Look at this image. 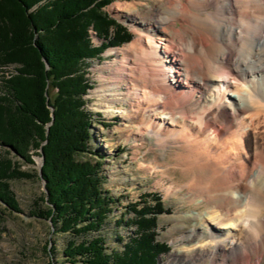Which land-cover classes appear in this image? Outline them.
<instances>
[{"label":"bare ground","instance_id":"bare-ground-1","mask_svg":"<svg viewBox=\"0 0 264 264\" xmlns=\"http://www.w3.org/2000/svg\"><path fill=\"white\" fill-rule=\"evenodd\" d=\"M154 1L144 4L152 12L147 20L138 17L135 2L112 7L117 16L125 11L136 37L105 69L113 82L96 91L97 108L122 119L124 128L139 127L136 138H153L170 152L163 170L188 177L171 193L186 197L195 209L184 215L196 223L179 237L189 252L171 258L261 264L264 88L246 87L244 38L236 30L242 20L254 24V17L264 16V0ZM199 204L202 211H196Z\"/></svg>","mask_w":264,"mask_h":264},{"label":"trees","instance_id":"trees-1","mask_svg":"<svg viewBox=\"0 0 264 264\" xmlns=\"http://www.w3.org/2000/svg\"><path fill=\"white\" fill-rule=\"evenodd\" d=\"M111 1L0 0V205L20 211L9 181L29 177L12 158L30 164L40 150L43 209L28 214L50 222L56 233L81 237L65 243L67 263L156 264L167 252L153 231L164 211L156 194H144L138 210L128 206L135 229L120 253L107 252L100 232L116 200L102 191L100 158L89 149L93 119L83 97L92 85L84 65L131 38L102 11ZM9 66L11 73L1 71ZM119 223L128 224L123 216Z\"/></svg>","mask_w":264,"mask_h":264},{"label":"rangeland","instance_id":"rangeland-1","mask_svg":"<svg viewBox=\"0 0 264 264\" xmlns=\"http://www.w3.org/2000/svg\"><path fill=\"white\" fill-rule=\"evenodd\" d=\"M131 2H135L138 17L141 16L144 20L152 14L151 11L146 10L144 4L149 6L157 4L154 0H112L102 11L121 24L131 38L115 49H105L98 60L89 59L84 65L87 70L85 76L89 84H92V88L83 97L84 108L93 119L89 127L91 135L89 149L97 153L100 158L102 191L107 192L114 201L116 200L111 205V212L100 232L104 235L107 252L114 250L120 253L122 244L127 242V237L132 236L135 229L132 223L133 213L128 206L133 205L138 210L141 206L139 201L144 198L142 197L144 194H156L161 199L164 211L156 216V227L152 230L155 232L156 242L165 244L167 248L165 254L157 256L156 264H180L181 261L171 258L170 255L180 250L189 252V246H186V242H183L185 243L183 245L180 244L179 237L188 233L196 223L195 219L184 215L195 208L188 203L183 194L174 195L171 191L175 189L174 186L184 185L188 177L170 167L163 170V164L171 162L170 152L158 149L153 138L147 136L141 139L136 138L139 127L132 124V128L129 125L124 128L122 119L117 116H106L97 108L100 96L96 91L112 81L105 69L115 64L116 51L125 49L136 37L128 16L126 17L123 13L125 11L119 12L122 15L117 16L112 7L116 3ZM89 31L90 36L93 32L92 29ZM169 35L173 36L171 33ZM120 58H124L123 53H120ZM11 68L9 66L1 71L11 73ZM101 123L103 126L100 125ZM134 139H137L136 143ZM1 152L2 149L0 154ZM36 152L39 155V150ZM12 160L18 165V170L27 174L29 178L9 181V190L14 196L19 212L7 210L0 205V264H69L64 260L61 251L67 241L78 242L81 237L56 233V228L52 227L50 222L28 214L36 206L43 209V203L40 200L45 191L39 175L41 168L39 156L31 155L30 164H25L17 158ZM180 191L183 192L184 189ZM145 201L152 204L151 200ZM197 207L199 210L196 209V211L204 209L200 204ZM121 216L128 222L126 226L118 224ZM117 237L120 241H117ZM51 248L54 249L52 255L49 254ZM195 264H210V261ZM261 264H264V257Z\"/></svg>","mask_w":264,"mask_h":264},{"label":"clouds","instance_id":"clouds-1","mask_svg":"<svg viewBox=\"0 0 264 264\" xmlns=\"http://www.w3.org/2000/svg\"><path fill=\"white\" fill-rule=\"evenodd\" d=\"M254 19V24L242 20V27L237 29L236 33L244 38L241 46L245 51L242 53L240 68L249 80L246 87L249 91L258 92L264 88V16H256Z\"/></svg>","mask_w":264,"mask_h":264},{"label":"water","instance_id":"water-1","mask_svg":"<svg viewBox=\"0 0 264 264\" xmlns=\"http://www.w3.org/2000/svg\"><path fill=\"white\" fill-rule=\"evenodd\" d=\"M51 110V109H50ZM52 118V117H51ZM50 123L51 122H49L48 123V125L46 126V128L50 125ZM42 159H43V157H42V153H41V151L39 150V160H40V166H41V164H42ZM40 168V167H39ZM39 175H40V172H39Z\"/></svg>","mask_w":264,"mask_h":264}]
</instances>
